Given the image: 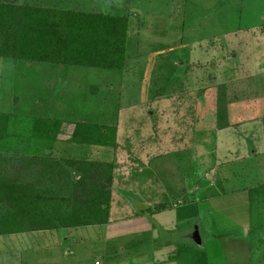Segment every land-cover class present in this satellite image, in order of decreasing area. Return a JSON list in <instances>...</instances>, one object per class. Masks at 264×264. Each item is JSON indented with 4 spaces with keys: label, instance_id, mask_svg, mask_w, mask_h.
Here are the masks:
<instances>
[{
    "label": "rangeland",
    "instance_id": "1",
    "mask_svg": "<svg viewBox=\"0 0 264 264\" xmlns=\"http://www.w3.org/2000/svg\"><path fill=\"white\" fill-rule=\"evenodd\" d=\"M17 1L126 17L127 62L111 72L0 57L13 145L31 132L23 115L58 114L53 156L115 172L109 222L0 235V264H264V0ZM81 120L112 123L115 146L62 154ZM57 181L67 195L69 179Z\"/></svg>",
    "mask_w": 264,
    "mask_h": 264
},
{
    "label": "trees",
    "instance_id": "2",
    "mask_svg": "<svg viewBox=\"0 0 264 264\" xmlns=\"http://www.w3.org/2000/svg\"><path fill=\"white\" fill-rule=\"evenodd\" d=\"M127 26L126 17L119 15L0 0V57L122 72L127 62ZM97 89L93 85L91 92ZM15 114L0 112V235L109 222L114 164L53 156L65 121L58 114L23 115L32 117L31 132L20 136V144L14 146L7 127ZM69 141L68 149L61 152L82 153L90 145L113 147L116 129L112 123L76 121ZM64 177L70 185L67 195L57 183Z\"/></svg>",
    "mask_w": 264,
    "mask_h": 264
},
{
    "label": "water",
    "instance_id": "3",
    "mask_svg": "<svg viewBox=\"0 0 264 264\" xmlns=\"http://www.w3.org/2000/svg\"><path fill=\"white\" fill-rule=\"evenodd\" d=\"M133 205L136 211H139L140 209L147 206V204H144V203L142 204L141 202H138V201L134 202ZM190 239H191V242H193V244L201 245V238H200V235L198 233V229L196 226L194 227L193 233L190 235Z\"/></svg>",
    "mask_w": 264,
    "mask_h": 264
},
{
    "label": "crops",
    "instance_id": "4",
    "mask_svg": "<svg viewBox=\"0 0 264 264\" xmlns=\"http://www.w3.org/2000/svg\"><path fill=\"white\" fill-rule=\"evenodd\" d=\"M63 9H64V8H63ZM65 9H66V8H65ZM70 10H75V9H70ZM61 81H62V80H59V84L57 85V87H60V86H61ZM62 84H63V82H62ZM56 89H57V88H56ZM58 89H59V88H58ZM58 89H57V90H58ZM45 151H47V150H45ZM88 227H89V226H88ZM77 228H78V227H77ZM240 229H242L243 231H244V230L247 231L246 228H242V227H241ZM41 231H54V232L56 231L57 234H59V235H61V234H62V235H68V231H71V230H70V228H63V229L60 228V229L41 230ZM245 234H246V233H245ZM66 239H67V237H66ZM67 249H68V248H67ZM65 250H66V249H65ZM68 251H69V249H68ZM30 253H31L30 255H33L32 252H30ZM42 259H43V258L40 257V260H42ZM27 262L29 263V262H30V259H28Z\"/></svg>",
    "mask_w": 264,
    "mask_h": 264
},
{
    "label": "built area",
    "instance_id": "5",
    "mask_svg": "<svg viewBox=\"0 0 264 264\" xmlns=\"http://www.w3.org/2000/svg\"><path fill=\"white\" fill-rule=\"evenodd\" d=\"M95 264H98L97 262H95Z\"/></svg>",
    "mask_w": 264,
    "mask_h": 264
}]
</instances>
